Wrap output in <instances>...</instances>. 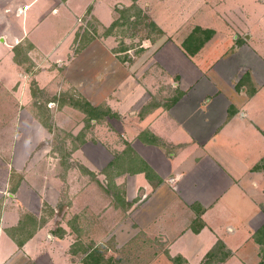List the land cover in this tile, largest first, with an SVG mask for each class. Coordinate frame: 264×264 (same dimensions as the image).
Listing matches in <instances>:
<instances>
[{"label": "crops", "instance_id": "obj_1", "mask_svg": "<svg viewBox=\"0 0 264 264\" xmlns=\"http://www.w3.org/2000/svg\"><path fill=\"white\" fill-rule=\"evenodd\" d=\"M232 1L0 0V63L14 62L20 47H27L26 58L34 60L39 52L46 57L43 38L65 29L70 42L53 46L55 54L62 55L75 40L80 42L75 28L81 17L95 18L108 28L119 18L116 10L133 4L166 33L150 41L158 50L153 68L164 72L167 82L175 81L172 98L179 99L145 115L139 128L150 132L151 141L134 131L131 148L117 157L119 162L128 150L133 152L134 173L123 171L132 176V190L156 186L148 206L139 210L147 219L144 226L154 240L165 239L170 260L182 257L187 264H204L218 243L227 255L218 254L209 264H264V169H255L264 159V44L259 45L248 14ZM163 11L180 14L187 31L179 37L177 30H167ZM197 28L213 35L204 40L202 33L195 35ZM14 73L13 67L9 74ZM146 83H152L146 88L153 90V81ZM138 93L142 99L145 88L137 81L126 93L128 102L136 105ZM57 154L48 147L36 148L21 167L14 151L7 164L0 161V264H83L82 256L72 253L68 230H56L53 224L63 189ZM141 163L155 174L152 183L139 172ZM72 196L74 191L69 192ZM47 207L52 214L44 210Z\"/></svg>", "mask_w": 264, "mask_h": 264}, {"label": "rangeland", "instance_id": "obj_2", "mask_svg": "<svg viewBox=\"0 0 264 264\" xmlns=\"http://www.w3.org/2000/svg\"><path fill=\"white\" fill-rule=\"evenodd\" d=\"M232 6L248 14V24L261 40L259 45L264 44V0H233ZM116 11L120 14L122 10ZM141 11L138 18L133 16L135 11L129 12L126 20L108 28L99 26L95 18L81 17L76 24L79 27L75 28L80 42L75 40L62 55L55 54V50L70 42L65 29L52 30L43 38L47 44L46 57L39 52L34 54V60L26 58L23 50L27 47H20L16 59H12L14 62L0 63V161L7 164L11 158L8 154L14 151V160L21 167L28 152L36 148L48 147L58 153L56 164L61 168L59 171L56 168L60 172L57 178L63 189L56 207L60 208V214L53 224L56 230H68L73 249L98 247L106 258L114 259L113 264H174L166 254L165 239L154 240L144 226L145 215L139 211L148 206L156 186L132 190V176L126 173L113 180L119 168L126 165L125 160L135 159L133 152L128 150L124 157L129 158L122 155L116 166L113 163L106 166L109 159H116L122 150L131 148L129 138H134V131L151 141L150 132L140 130L139 127H144L141 121L155 108L164 110L179 99L172 98L177 92H172L175 81L167 82L165 73H155L153 68L158 64L155 61L158 50L150 41L166 33L158 26L159 29L153 28L152 17ZM161 14L165 27L169 21L167 30H177L179 37L187 31L188 23L178 18L180 14L164 11ZM207 17L218 26L216 18ZM13 67L14 77L9 74ZM148 79L153 81V90L146 88L152 85L146 83ZM137 81L145 88V95L141 99L140 93L135 94L139 101L132 105L126 93ZM72 99L80 100V107L84 106L80 103L84 100L100 108L102 117L90 121L87 114L69 105ZM124 104L130 107L123 108ZM105 180L109 182L106 188ZM70 191H74L72 198ZM44 210L52 214L49 207Z\"/></svg>", "mask_w": 264, "mask_h": 264}, {"label": "trees", "instance_id": "obj_3", "mask_svg": "<svg viewBox=\"0 0 264 264\" xmlns=\"http://www.w3.org/2000/svg\"><path fill=\"white\" fill-rule=\"evenodd\" d=\"M134 2H136L137 0H133ZM135 11V14H133L134 17H139L142 13V11L137 7V5L133 4L132 6H130L128 9H125L123 11H120V17L114 22V24H119L121 20H126L127 18V14L130 12H134ZM113 24V25H114ZM152 27L153 28H157V25L156 24H152ZM160 32V31H159ZM195 35L197 33L199 34H203L204 37V40H208L212 35H213V31H203L202 29L200 28H197L195 29ZM246 79V77H245ZM244 79V81H245ZM243 81V82H244ZM79 101L80 100H74L72 99V102L70 101L69 102V105L73 108H78L80 109L83 113H85V115L87 114L88 115V118L90 119V121L92 120H95V119H100L102 116L101 115V109L100 108H96V107H93L89 102L87 101H84V100H81L82 102H80L82 105V107H80L79 105ZM79 104V105H78ZM153 140H154V136H152ZM128 158V157H127ZM116 161H118V157L115 159V161L113 162V166L115 165L116 166ZM126 161V165H122L123 167L121 169L119 168V172H118V175L120 173H124L123 171H125V169H130V173H134V160H125ZM115 163V164H114ZM131 165V166H130ZM119 167V165H117ZM117 167V168H118ZM121 167V166H120ZM137 168V167H136ZM255 169H264V159H263V163L261 165H257L255 167ZM137 171V169H136ZM139 172H144L145 173V176L146 178L152 183L155 179V174L153 173L152 169L148 166V165H145L143 163H141V168L139 170ZM32 223H34L35 221L32 219L31 220ZM264 232V231H263ZM262 235V233H261ZM260 235V236H261ZM260 241V240H259ZM19 244L22 245L23 242L22 241H19ZM223 249V244L222 243H218L217 247H215V249L211 252H209L206 256V260L204 262V264H209L214 258H216V256L218 254H222V256H226L227 254L224 253L222 251ZM78 250H75V249H72V253L73 254H82V263L83 264H113L114 263V259L113 258H106L105 255H104V252L102 251V249L98 248V247H93L89 250H84V251H78ZM171 261L174 263V264H187L186 260L183 259L182 257H176V258H172Z\"/></svg>", "mask_w": 264, "mask_h": 264}, {"label": "built area", "instance_id": "obj_4", "mask_svg": "<svg viewBox=\"0 0 264 264\" xmlns=\"http://www.w3.org/2000/svg\"><path fill=\"white\" fill-rule=\"evenodd\" d=\"M27 9H28V7H27V6L23 8V10H27Z\"/></svg>", "mask_w": 264, "mask_h": 264}]
</instances>
